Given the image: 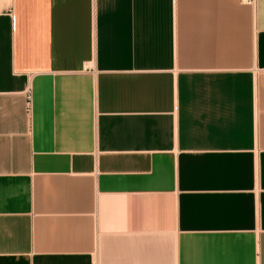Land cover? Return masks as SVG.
I'll list each match as a JSON object with an SVG mask.
<instances>
[{
  "label": "crops",
  "instance_id": "0c3cea01",
  "mask_svg": "<svg viewBox=\"0 0 264 264\" xmlns=\"http://www.w3.org/2000/svg\"><path fill=\"white\" fill-rule=\"evenodd\" d=\"M0 264H264V0H0Z\"/></svg>",
  "mask_w": 264,
  "mask_h": 264
},
{
  "label": "built area",
  "instance_id": "2783aa9c",
  "mask_svg": "<svg viewBox=\"0 0 264 264\" xmlns=\"http://www.w3.org/2000/svg\"><path fill=\"white\" fill-rule=\"evenodd\" d=\"M245 4L254 5L256 0H242Z\"/></svg>",
  "mask_w": 264,
  "mask_h": 264
}]
</instances>
